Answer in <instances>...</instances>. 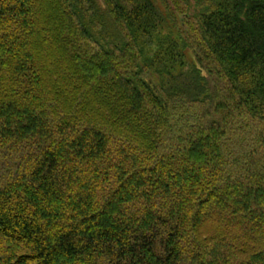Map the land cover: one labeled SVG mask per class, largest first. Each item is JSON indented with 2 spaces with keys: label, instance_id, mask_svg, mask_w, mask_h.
<instances>
[{
  "label": "trees",
  "instance_id": "obj_1",
  "mask_svg": "<svg viewBox=\"0 0 264 264\" xmlns=\"http://www.w3.org/2000/svg\"><path fill=\"white\" fill-rule=\"evenodd\" d=\"M0 264H264V0H0Z\"/></svg>",
  "mask_w": 264,
  "mask_h": 264
}]
</instances>
